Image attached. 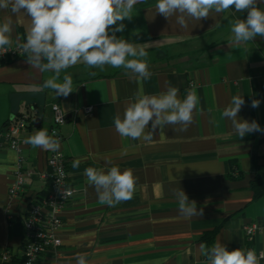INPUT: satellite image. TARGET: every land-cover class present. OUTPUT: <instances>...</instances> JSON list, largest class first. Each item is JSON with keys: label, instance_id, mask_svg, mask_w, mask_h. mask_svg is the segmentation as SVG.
<instances>
[{"label": "crops", "instance_id": "0c3cea01", "mask_svg": "<svg viewBox=\"0 0 264 264\" xmlns=\"http://www.w3.org/2000/svg\"><path fill=\"white\" fill-rule=\"evenodd\" d=\"M156 3L140 0L131 19L110 26L123 23L124 30L116 32V37L147 51L151 77L146 81L123 67L105 65L101 70L77 63L62 70L57 81L62 83L63 76L70 75L73 92L57 97L52 89L42 87L54 73L32 68L27 54L0 63V130L10 121L9 95L14 92L44 93L40 118L20 103L14 118L29 115L20 131L22 137L29 138L41 129L48 132L51 104H58L66 115L60 126L61 149L75 193L62 212V243L57 254L45 252L35 264H77V253L86 254L87 264H209L201 245L211 248L217 242L229 251H264V227L251 240L242 230L245 223H264V192L255 196L251 186L256 170L264 171V131L240 138L222 117L231 98L241 95L245 103L238 119L255 120L264 129V37L239 46L233 43L232 25L237 19L246 20L247 11L233 8L212 13L181 30L175 17L168 19L155 12ZM257 7L264 10V0H257ZM9 18L11 46L26 42L31 17L0 9V23ZM169 86L179 89L181 100L188 91L197 96L187 131L157 126L151 141L117 133L114 119H123L138 91L158 96ZM254 99L260 101L257 108L251 107ZM88 105L92 109L85 112ZM151 130L152 121L145 132ZM49 153L27 144L23 147L25 166L32 171L25 178L24 198L30 200L44 192L45 185L36 174L46 169ZM16 158L17 153L0 139V264H21L23 209L8 198ZM77 160L79 167L73 168ZM112 166L121 172L131 169L137 178L132 199L115 207L98 202L95 188L84 175L88 167L106 173ZM179 187L189 201L196 202L198 211L203 209L202 216L186 218L179 213L172 194ZM208 233L212 237L206 240ZM4 252L9 254L7 261L2 258Z\"/></svg>", "mask_w": 264, "mask_h": 264}, {"label": "clouds", "instance_id": "9594fccd", "mask_svg": "<svg viewBox=\"0 0 264 264\" xmlns=\"http://www.w3.org/2000/svg\"><path fill=\"white\" fill-rule=\"evenodd\" d=\"M139 2L140 0H0V9L10 10L13 16L24 17L26 13L31 17L26 42L18 44V48L27 54V62L32 68L54 73L43 82L42 87L52 89L57 97H67L73 92L72 77L64 75L62 83L57 81L62 70L77 63L101 70L105 65L123 67L142 80L150 79L145 48L137 49L131 42L116 37V32L124 30L123 23L110 29L118 21L131 19L133 7ZM233 8L235 12L248 13L246 20L237 19L232 25L233 43L236 46L257 36L264 37V10L257 7V0H157L154 10L168 19L175 17L179 28L187 30L191 21L200 22L212 13L222 14ZM22 9L25 13L21 12ZM109 30L112 35H109ZM11 33L12 20L9 18L0 23V48L11 46ZM178 93L179 89L174 86L167 87L158 96L138 91L135 102L125 109L123 119L120 116L115 117L117 133L133 140L151 141L157 126L163 129L166 125H171L175 132L187 131L193 123L197 96L193 91H188L181 100ZM244 103L243 96L235 95L222 113V117L230 122L231 129L240 138L249 133L264 131L255 120L249 122L238 119ZM259 104L260 101L254 99L251 107L257 108ZM150 121L152 130L146 133L145 129ZM24 143L46 151L57 152L60 149L59 139L55 138V134L50 136L44 129L38 130ZM72 167H79V161H74ZM84 175L95 188L101 205L115 207L133 197L137 178L131 169L121 172L118 167L112 166L105 173L103 170L88 167ZM63 193L65 196L70 195L67 190ZM172 194L178 202V211L182 216L192 218L203 215V209L198 211L196 202L189 201L183 189L174 188ZM201 254L207 258L209 264H260L264 260V251L259 255L254 249L238 248L229 251L220 242L211 248L201 245ZM85 257L86 254L77 253V264H87Z\"/></svg>", "mask_w": 264, "mask_h": 264}, {"label": "built area", "instance_id": "2783aa9c", "mask_svg": "<svg viewBox=\"0 0 264 264\" xmlns=\"http://www.w3.org/2000/svg\"><path fill=\"white\" fill-rule=\"evenodd\" d=\"M24 55L26 53L19 49L18 45L5 46L0 48V63ZM54 105L55 107H53ZM50 109L52 124L48 134L50 136L55 134V138L60 141V149L57 152L50 151L46 158V169L37 172L36 175L44 183L45 188L42 194L33 199L24 198L22 193L25 178L32 174V171L26 168V159L22 154V149L26 145L24 141L27 138L20 135L29 115L25 113L13 118L0 130V139L17 153L8 185V198L10 202H18L23 209L21 223L24 236L20 256L21 264H35L45 252L57 254L62 243L59 237L62 212L75 193V188L68 180L66 158L61 149L63 136L60 132V126L65 122L66 115L58 104H51ZM84 109L85 112H90L92 108L88 105ZM64 190L69 191L70 195L65 196ZM8 216L11 218L12 214H8ZM263 227L264 223L254 221L243 224L242 230L245 238L251 240ZM256 253L259 255L260 252ZM2 258L5 261L10 259L9 254L5 252Z\"/></svg>", "mask_w": 264, "mask_h": 264}, {"label": "water", "instance_id": "95a60500", "mask_svg": "<svg viewBox=\"0 0 264 264\" xmlns=\"http://www.w3.org/2000/svg\"><path fill=\"white\" fill-rule=\"evenodd\" d=\"M10 111L12 115L10 120L18 112L20 103H23L27 109L35 112L36 118H40L44 109V93L43 92H14L9 95Z\"/></svg>", "mask_w": 264, "mask_h": 264}, {"label": "trees", "instance_id": "16d2710c", "mask_svg": "<svg viewBox=\"0 0 264 264\" xmlns=\"http://www.w3.org/2000/svg\"><path fill=\"white\" fill-rule=\"evenodd\" d=\"M252 189L254 191L255 196H260L264 192V171L263 169L256 170L255 177L252 180ZM212 237L211 233L206 234L204 239L209 240Z\"/></svg>", "mask_w": 264, "mask_h": 264}]
</instances>
